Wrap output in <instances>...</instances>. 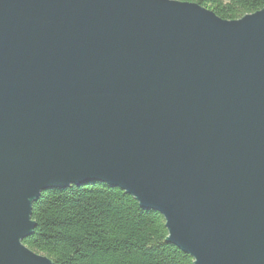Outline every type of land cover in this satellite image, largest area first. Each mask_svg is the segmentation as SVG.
<instances>
[{
    "label": "water",
    "instance_id": "water-1",
    "mask_svg": "<svg viewBox=\"0 0 264 264\" xmlns=\"http://www.w3.org/2000/svg\"><path fill=\"white\" fill-rule=\"evenodd\" d=\"M94 183L193 264H264V8L0 0V264H52L32 203Z\"/></svg>",
    "mask_w": 264,
    "mask_h": 264
},
{
    "label": "trees",
    "instance_id": "trees-1",
    "mask_svg": "<svg viewBox=\"0 0 264 264\" xmlns=\"http://www.w3.org/2000/svg\"><path fill=\"white\" fill-rule=\"evenodd\" d=\"M226 21L264 8V0H174ZM33 234L22 241L52 264H193L167 243L163 218L119 189L94 183L41 193L31 205Z\"/></svg>",
    "mask_w": 264,
    "mask_h": 264
}]
</instances>
